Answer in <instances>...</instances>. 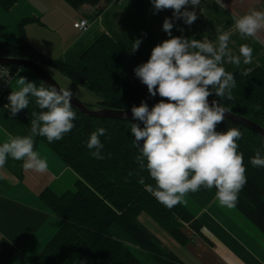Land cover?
<instances>
[{
  "label": "trees",
  "instance_id": "trees-1",
  "mask_svg": "<svg viewBox=\"0 0 264 264\" xmlns=\"http://www.w3.org/2000/svg\"><path fill=\"white\" fill-rule=\"evenodd\" d=\"M20 1L0 0V8L10 10ZM62 1L79 9L83 5L97 6L113 0ZM24 21L21 26L37 20ZM0 57L27 58L45 69L57 70L72 83L87 88L98 97L93 108L130 110L133 105L139 106L142 100L151 108L161 99L158 95L151 97L147 87L134 73L135 67L147 62L149 57L138 55L127 43L107 35L99 38L81 57L84 68L80 72L63 62L47 58L26 41L23 31L16 44L0 41ZM11 69L18 71L20 68ZM234 77V100L211 97L220 100L231 113L264 128V70L259 68L247 75L237 72ZM11 92L0 95V107L9 103ZM34 110L39 111L34 98H30L28 109L15 116L29 130ZM73 110L76 112L75 127L62 140L49 143L45 137H35L36 143H45L79 176L74 191L62 196L50 190L42 193L43 202L63 224L35 258V264H81L82 260L85 264H144L130 245L112 235L114 228L149 254L157 264H182L143 225L141 216L150 217L170 237L184 245L189 242L183 232L184 225L190 224L199 234H202V226L185 205L178 204L169 209L138 183L141 176L146 184L155 183L147 171H139L135 162L138 149L131 135L130 122H140L91 118L74 107ZM101 127L107 130L100 137L105 159L97 160L91 156L86 141L93 131ZM233 127L243 133L237 143L238 151L244 157L247 178L234 209L264 235V167H253L250 163L257 149L264 156V136L227 118L217 126V130L226 131ZM130 172L133 174L129 175ZM20 255L8 241L0 242V264H14Z\"/></svg>",
  "mask_w": 264,
  "mask_h": 264
},
{
  "label": "clouds",
  "instance_id": "clouds-1",
  "mask_svg": "<svg viewBox=\"0 0 264 264\" xmlns=\"http://www.w3.org/2000/svg\"><path fill=\"white\" fill-rule=\"evenodd\" d=\"M153 14L172 10V18H165L162 30L170 37L157 44L147 62L135 67V76L147 87L151 97L161 98L151 108L146 101L131 108V135L138 149L135 162L139 171H147L154 184L143 185L159 203L171 209L186 203L189 192L201 186L216 189L220 206L233 209L238 196L247 184L244 157L238 151L237 141L243 133L238 128L218 131L230 109L220 99L234 100L236 87L234 74L223 66L225 63L239 67L252 63L253 48L241 44L239 55L229 47L231 32L217 29L216 43L203 39L173 36L175 20H183L191 26L198 18L195 11L202 0H151ZM225 7L223 0H216ZM191 6L193 9L189 11ZM234 28L241 38H254L264 30V11L251 10L244 15L233 16ZM179 31L183 32V28ZM133 51L138 50L142 40L134 42ZM17 72L18 89L9 96L5 107L15 117L21 110L28 109L30 98H34L39 111H32L30 134L11 136L4 132L5 140L0 143V169L9 158L23 161L24 170L37 173L48 171L46 158L34 150L35 137H45L49 143L62 140L74 127L76 112L73 110V92L68 88L41 82L39 86L20 76ZM128 120V113L125 112ZM141 124L143 125L141 127ZM101 127L93 131L86 147L94 159L103 160L104 144L100 137L106 134ZM142 142V143H141ZM110 157V153L107 154ZM253 167H264V156L259 149L250 158ZM133 173H129L132 175ZM85 264V261H81Z\"/></svg>",
  "mask_w": 264,
  "mask_h": 264
},
{
  "label": "crops",
  "instance_id": "crops-1",
  "mask_svg": "<svg viewBox=\"0 0 264 264\" xmlns=\"http://www.w3.org/2000/svg\"><path fill=\"white\" fill-rule=\"evenodd\" d=\"M34 1L51 2V6L58 9L61 15L58 22L51 18V23L43 17V13L40 17L36 16L35 22L38 24L34 25L39 28L38 35L34 40H29L27 37V42L47 58L72 66L78 72L84 68L81 57L103 35L116 41H123L131 49L134 47L133 42L140 39L142 43L135 52L149 58L157 44L170 38L162 30V25L165 18H172V10L153 14L151 0H124L121 3L113 0L109 4L102 2L97 6L74 9L71 13L64 9L70 6L62 0ZM223 2L225 7H220L216 0H202L201 6L195 9L198 18L191 26L184 24L183 20H172L174 24L172 35L194 37L198 40L207 37L216 43L217 29L229 31L231 32L229 47L233 54L239 55L240 45L248 44L253 48V59L248 65H244L241 61L239 67L225 63L223 65L225 69L233 74L240 72L244 75L259 68L264 70V30L254 38H241L234 28L233 21V16L244 15L251 10L264 11V0H223ZM188 10L193 9L189 6ZM83 19L89 20L92 27L86 32H79L74 24ZM34 25L28 26V31L33 29ZM180 28H183V32L179 31ZM75 32L78 34L77 37ZM61 34L71 35V39L67 41L65 37L61 42L57 37ZM0 41L4 40L0 39ZM19 75L35 82L37 86L43 82L36 74L38 78H34L35 76L30 72L21 71ZM12 83L10 90H17L16 81ZM5 131L11 136L30 134V130L19 119L12 117L4 105L0 107V143L5 140ZM34 150L47 159L49 165L47 172L24 170L23 161L11 158L0 169V242L6 240L20 252L21 255L14 264H35V258L63 224L62 220L43 202L42 193L50 190L55 195L62 196L74 191L75 184L79 180L75 171L66 166L45 143H36L35 139ZM202 187L206 192L204 194L209 193L208 199L204 200L199 194L192 192L195 209L183 204L202 225V234L190 227L183 228L184 234L189 239L186 246H181L171 239L147 215H142L140 221L142 222L143 219L153 223L154 226L150 228L142 222L166 248L173 249V253L183 264H264V235L237 210V212H229L234 219L226 216L219 210L220 207L214 205L220 206L216 199V191ZM118 236L121 241L127 243L125 236Z\"/></svg>",
  "mask_w": 264,
  "mask_h": 264
},
{
  "label": "rangeland",
  "instance_id": "rangeland-1",
  "mask_svg": "<svg viewBox=\"0 0 264 264\" xmlns=\"http://www.w3.org/2000/svg\"><path fill=\"white\" fill-rule=\"evenodd\" d=\"M84 6H91V5H83L81 7H84ZM66 8H64V9L66 11L70 12V13L72 11H74V8H72V7L70 8V7L67 6ZM42 13H43V17L45 19H47L50 23H51V18H53V21H57L58 22L59 21V18H60V15H61V13L59 12L58 9H54L51 6V2H48V3H46V2H38L37 3L34 0H21L15 6H13V8H11L10 10H4V9L0 8V39L4 40L6 42L8 41V42L17 43L18 39H20V37H21V32L23 31L26 34V41H27V37H28L29 40H32V39L34 40V38L37 37L38 30H39L38 26L37 25H34L37 22H31V23L26 24L25 26H21V24L25 23V21H24L25 19H30L29 17H31V19H35L36 16H39L40 17V15ZM31 25H34V27H33V29H31V30L28 31L27 27L28 26L30 27ZM71 26H72V23H71ZM77 36H78V34L75 32V37H77ZM57 37L59 38V40L61 42L65 40V37H66V40L67 41H69L71 39V35H69V36L68 35H65L64 36V35L61 34V35H59ZM46 70L53 76V78L56 80V82L62 88H68L69 87L72 90L74 96L77 97L79 100H81L82 102H84L85 104H87L90 107H93V106L96 105V103L98 101V97L93 92H91L90 90H88L85 87H81L79 85H76V84L72 83L67 77H65L63 74L59 73L57 70H55L53 68H47ZM22 71L23 72H30V74H32L33 76H35L34 78H38L29 69H23L22 68ZM17 72L18 71H15V76L13 78V81L14 80L17 81V79H18L16 77L17 76ZM20 72L21 71H19V73ZM38 80H40V79H38ZM12 84L13 83H11V87L13 86ZM193 193L192 192H189L186 195V197H185V199H186L187 202L186 203H183L186 206L190 207L191 209H195V204H194L195 200H194V198H192V197H194L193 196ZM204 193H206V192L203 190V187L202 186H201V188L198 191H196V194H199V196L202 199L206 200L209 197V193H207V194H204ZM214 205H216L218 208L220 207L219 210H221L222 212H224L225 215L226 216H229L230 218L232 217V216H230L232 214L229 213V212H231V211L232 212H237L236 209H234V208L233 209H228L226 207L218 206L217 204H214ZM211 207H214V206L211 205ZM232 218L234 219V217H232ZM142 222L146 226H148L150 228H152L154 226L153 223H150V222L148 223L147 221H145L143 219H142ZM184 227H186V228L187 227H190L191 229H193V227L190 224H185ZM201 229H202V227H201ZM112 235L115 238L119 239V240H120V238H119L120 236H118V235L124 236L122 233H120V231H118L115 228L112 230ZM170 238L173 239L172 237H170ZM126 240H127V244L131 246L132 251H134V253L139 257V259L144 264H157L154 261V259L149 254H147V253L143 252L142 250H140V248L137 245H135V243L131 242L127 238H126ZM174 241H176V240H174ZM177 243L180 244L181 246H186L187 245V244H185V245L184 244H181L179 242H177ZM166 249L169 252L173 253V249L172 248L171 249L170 248H166Z\"/></svg>",
  "mask_w": 264,
  "mask_h": 264
},
{
  "label": "water",
  "instance_id": "water-1",
  "mask_svg": "<svg viewBox=\"0 0 264 264\" xmlns=\"http://www.w3.org/2000/svg\"><path fill=\"white\" fill-rule=\"evenodd\" d=\"M0 66L29 69L33 73H35L44 83L56 86L57 89L61 88V86L56 82L53 76L40 63L35 62L31 59L0 57ZM213 99L215 98L209 97V101ZM71 102L74 108H76L79 112H81L85 116L91 118L113 119V120H124V121L132 120L131 109L110 110V109H102V108H93L88 106L81 100H79L74 95ZM125 112L128 113V120L125 118V114H124ZM225 118L240 125L249 127L250 129L264 136V128L252 122L251 120H248L244 117H241L231 112H228Z\"/></svg>",
  "mask_w": 264,
  "mask_h": 264
},
{
  "label": "built area",
  "instance_id": "built-area-1",
  "mask_svg": "<svg viewBox=\"0 0 264 264\" xmlns=\"http://www.w3.org/2000/svg\"><path fill=\"white\" fill-rule=\"evenodd\" d=\"M124 0H116V2H123ZM75 28L79 32H86L92 26V23L83 19L74 24ZM15 76V71L11 69V67L0 66V95L2 96L7 91L10 90L11 83L13 82V78Z\"/></svg>",
  "mask_w": 264,
  "mask_h": 264
}]
</instances>
